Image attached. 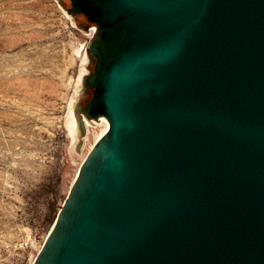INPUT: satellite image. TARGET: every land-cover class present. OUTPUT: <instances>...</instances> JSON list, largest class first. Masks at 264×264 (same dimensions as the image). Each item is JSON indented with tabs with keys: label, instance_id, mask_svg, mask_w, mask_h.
<instances>
[{
	"label": "water",
	"instance_id": "obj_1",
	"mask_svg": "<svg viewBox=\"0 0 264 264\" xmlns=\"http://www.w3.org/2000/svg\"><path fill=\"white\" fill-rule=\"evenodd\" d=\"M57 1L108 128L31 264H264V0Z\"/></svg>",
	"mask_w": 264,
	"mask_h": 264
},
{
	"label": "rangeland",
	"instance_id": "obj_2",
	"mask_svg": "<svg viewBox=\"0 0 264 264\" xmlns=\"http://www.w3.org/2000/svg\"><path fill=\"white\" fill-rule=\"evenodd\" d=\"M86 24L57 0H0V264L32 263L100 129L73 119Z\"/></svg>",
	"mask_w": 264,
	"mask_h": 264
},
{
	"label": "bare ground",
	"instance_id": "obj_3",
	"mask_svg": "<svg viewBox=\"0 0 264 264\" xmlns=\"http://www.w3.org/2000/svg\"><path fill=\"white\" fill-rule=\"evenodd\" d=\"M92 30H93V28H91V33H92ZM99 124L100 123V125H99V127H100V129H99V131L94 135V142L107 130V128H108V122L106 121V119H104V118H100L99 120H97V121H87V120H85V126H86V129H87V132H88V129H89V127H91V125L92 124ZM93 142V143H94ZM93 143H92V145H93ZM92 145H90V148H91V146ZM89 148V149H90ZM77 172V171H76Z\"/></svg>",
	"mask_w": 264,
	"mask_h": 264
},
{
	"label": "flooded vegetation",
	"instance_id": "obj_4",
	"mask_svg": "<svg viewBox=\"0 0 264 264\" xmlns=\"http://www.w3.org/2000/svg\"><path fill=\"white\" fill-rule=\"evenodd\" d=\"M91 95H92L91 90H88V91L86 92V95H85V101H87V100L91 97Z\"/></svg>",
	"mask_w": 264,
	"mask_h": 264
}]
</instances>
